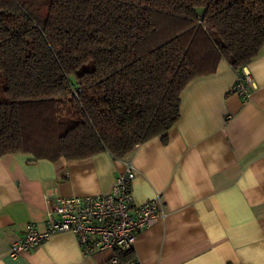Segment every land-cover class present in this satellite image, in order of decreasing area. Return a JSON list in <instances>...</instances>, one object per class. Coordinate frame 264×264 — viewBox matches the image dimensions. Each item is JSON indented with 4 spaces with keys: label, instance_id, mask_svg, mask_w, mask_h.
I'll list each match as a JSON object with an SVG mask.
<instances>
[{
    "label": "trees",
    "instance_id": "trees-1",
    "mask_svg": "<svg viewBox=\"0 0 264 264\" xmlns=\"http://www.w3.org/2000/svg\"><path fill=\"white\" fill-rule=\"evenodd\" d=\"M262 47L264 0H0V158L166 144L185 86Z\"/></svg>",
    "mask_w": 264,
    "mask_h": 264
},
{
    "label": "crops",
    "instance_id": "crops-1",
    "mask_svg": "<svg viewBox=\"0 0 264 264\" xmlns=\"http://www.w3.org/2000/svg\"><path fill=\"white\" fill-rule=\"evenodd\" d=\"M254 88L245 102L221 60L189 82L167 134L135 147L131 196L158 198L163 216L138 234L140 264H264V47L247 66ZM230 117V119H228ZM123 164L103 152L56 162L31 154L0 158V264H106L109 251L84 257L71 232L17 258L10 244L27 224L45 229L54 199L108 192Z\"/></svg>",
    "mask_w": 264,
    "mask_h": 264
},
{
    "label": "built area",
    "instance_id": "built-area-1",
    "mask_svg": "<svg viewBox=\"0 0 264 264\" xmlns=\"http://www.w3.org/2000/svg\"><path fill=\"white\" fill-rule=\"evenodd\" d=\"M234 72L231 91L245 102L254 88V80L246 66ZM117 160L124 169L114 178L107 193L86 197L57 196L46 214L45 229L39 231L34 224H27L22 238L10 244L9 256L17 258L55 234L71 232L84 257L109 251L112 255L106 264H140L134 252L138 234L151 227L163 212L158 198L140 205L133 203L131 184L135 168L131 153Z\"/></svg>",
    "mask_w": 264,
    "mask_h": 264
}]
</instances>
